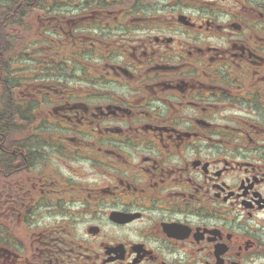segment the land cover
Instances as JSON below:
<instances>
[{
    "label": "flooded vegetation",
    "instance_id": "1",
    "mask_svg": "<svg viewBox=\"0 0 264 264\" xmlns=\"http://www.w3.org/2000/svg\"><path fill=\"white\" fill-rule=\"evenodd\" d=\"M0 264H264V0H0Z\"/></svg>",
    "mask_w": 264,
    "mask_h": 264
}]
</instances>
